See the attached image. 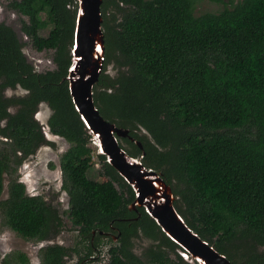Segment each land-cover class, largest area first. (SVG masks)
I'll list each match as a JSON object with an SVG mask.
<instances>
[{
	"label": "trees",
	"instance_id": "16d2710c",
	"mask_svg": "<svg viewBox=\"0 0 264 264\" xmlns=\"http://www.w3.org/2000/svg\"><path fill=\"white\" fill-rule=\"evenodd\" d=\"M9 1L28 42L38 52L52 51L56 67L36 70L23 50L27 43L0 21L3 223L38 241L52 240L64 226L59 208L30 195L18 175L42 146L54 145L36 117L45 103L50 132L70 144L60 158L62 189L87 249L75 264L100 260L104 241L112 243L105 264H199L181 255L184 249L145 207L130 209L136 192L105 154L97 152L107 181L89 176L92 134L67 79L78 0ZM211 1L225 7L196 15V0H103L105 59L94 100L105 119L129 130L120 138L127 153L171 185L194 232L235 264H264V0ZM18 87L26 94L6 95ZM6 174L8 197L1 199ZM141 235L152 244L138 255ZM72 251L45 245L41 264H65ZM12 261L31 264L22 252L2 260Z\"/></svg>",
	"mask_w": 264,
	"mask_h": 264
},
{
	"label": "water",
	"instance_id": "95a60500",
	"mask_svg": "<svg viewBox=\"0 0 264 264\" xmlns=\"http://www.w3.org/2000/svg\"><path fill=\"white\" fill-rule=\"evenodd\" d=\"M78 2L73 64L67 77L69 89L77 111L92 137L99 142L100 152L136 192L130 209L145 207L166 235L184 249V258L199 264H235L185 223L175 206L176 195L171 185L122 148L118 139L127 137L129 130L118 127L100 113L93 89L104 65L103 0ZM138 144L141 146L140 142Z\"/></svg>",
	"mask_w": 264,
	"mask_h": 264
},
{
	"label": "rangeland",
	"instance_id": "374dc122",
	"mask_svg": "<svg viewBox=\"0 0 264 264\" xmlns=\"http://www.w3.org/2000/svg\"><path fill=\"white\" fill-rule=\"evenodd\" d=\"M234 3L239 0H233ZM9 0H0V21L5 22L11 26L18 34L20 39L27 43L23 50L36 70L43 72L48 69H54L56 64L52 60V51L38 52L29 42L27 36L21 31V16L10 9ZM230 5V4H229ZM225 6L222 3H216L211 0H196L195 14L200 15L205 12H219ZM44 35H47L48 30H45ZM109 72L115 74L112 65L109 66ZM26 91L18 87L17 89H8L6 95H24ZM15 108H12L14 111ZM51 114V109L47 104H41L39 111L36 114L37 119L43 126V130L48 140L54 142V145L42 146L38 152L26 160L18 171L19 180L24 182L27 186V191L30 195H43L50 203L59 208L60 213L64 220V226L58 236L52 240L38 241L36 239H25L15 231L7 227L0 215V264L7 255L12 253L22 252L27 255L31 264H41L40 250L43 246L50 243H59L70 248L71 254L66 257L65 264H75L80 255L86 252V244L80 242V236L77 229L72 225L67 212L69 208L68 194L62 189V172L60 168V158L62 154L67 151L70 144L69 142L60 137L52 134L47 126L48 117ZM3 139L0 137V140ZM120 140V139H119ZM95 138L92 137L91 146L93 148V161L94 166L90 169L89 176L96 182H105L107 177L100 172V162L97 157L99 151V142L96 143ZM125 146L124 141H122ZM10 176H5V188L1 199L8 197V186ZM116 236V235H115ZM113 235L114 240L116 237ZM115 242V241H113ZM112 244L110 241H104L101 248L100 260H95L89 264H105L109 260L108 248ZM152 241L139 236L135 240V252L142 255L143 252L149 248ZM182 255V252H181ZM183 256V255H182ZM184 257V256H183ZM186 259V258H185ZM188 260V259H187ZM190 260V258H189ZM9 264H16L14 261Z\"/></svg>",
	"mask_w": 264,
	"mask_h": 264
},
{
	"label": "bare ground",
	"instance_id": "6f19581e",
	"mask_svg": "<svg viewBox=\"0 0 264 264\" xmlns=\"http://www.w3.org/2000/svg\"><path fill=\"white\" fill-rule=\"evenodd\" d=\"M104 59H105V57H104ZM103 68H104V65H103ZM103 72V71H102ZM120 139V138H119ZM118 139V140H119ZM97 140V139H96ZM98 141H96V143H97ZM119 143H120V140H119ZM98 144V143H97ZM121 145V144H120ZM122 146V145H121ZM122 148H123V146H122ZM124 149V148H123ZM125 150V149H124ZM127 152V151H126Z\"/></svg>",
	"mask_w": 264,
	"mask_h": 264
},
{
	"label": "flooded vegetation",
	"instance_id": "af4514ba",
	"mask_svg": "<svg viewBox=\"0 0 264 264\" xmlns=\"http://www.w3.org/2000/svg\"><path fill=\"white\" fill-rule=\"evenodd\" d=\"M99 153H101L100 150H99ZM111 237H112V235H111Z\"/></svg>",
	"mask_w": 264,
	"mask_h": 264
}]
</instances>
